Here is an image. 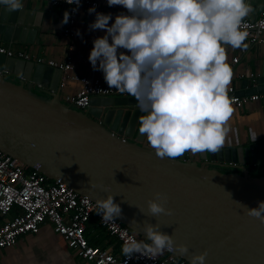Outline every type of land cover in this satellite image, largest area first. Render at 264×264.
I'll use <instances>...</instances> for the list:
<instances>
[{"label":"water","instance_id":"water-1","mask_svg":"<svg viewBox=\"0 0 264 264\" xmlns=\"http://www.w3.org/2000/svg\"><path fill=\"white\" fill-rule=\"evenodd\" d=\"M43 14L30 3L12 11L1 6V39L39 43ZM62 77L60 67L0 53L1 151L94 201L111 192L121 205L119 220L143 238L145 222L158 224L188 246L182 255L169 250L187 261L206 251L205 264H264V222L244 206L264 200V175L247 171L248 164H264V137L202 152L201 163L161 158L139 133L144 113L133 96H93L81 110L60 98ZM243 86L236 94L264 90L260 80ZM228 165L232 170L220 168ZM157 192L170 214L148 212Z\"/></svg>","mask_w":264,"mask_h":264},{"label":"clouds","instance_id":"clouds-1","mask_svg":"<svg viewBox=\"0 0 264 264\" xmlns=\"http://www.w3.org/2000/svg\"><path fill=\"white\" fill-rule=\"evenodd\" d=\"M61 24H67L82 0H65ZM109 7L124 10L97 11L87 30H104L92 39L88 61L100 71L109 88L127 92L136 99L139 133L161 157L177 158L186 151L217 152L225 138L226 122L233 112L228 94L232 68L227 46L244 47L248 36L242 23L251 11L249 0H106ZM8 10L23 7V0H0ZM111 20V23L109 21ZM82 37L79 28L75 30ZM230 194V193H229ZM147 201L153 216L171 213L161 193ZM238 203L242 204L240 201ZM101 220L122 214L121 205L109 192L96 198ZM244 205V204H242ZM245 209L264 222V200ZM131 223H139L132 220ZM144 239L129 238L122 245L125 257L134 254L158 256L165 250L188 252L156 223L142 225ZM176 252V251H175ZM206 251L191 254L188 264H205Z\"/></svg>","mask_w":264,"mask_h":264},{"label":"built area","instance_id":"built-area-1","mask_svg":"<svg viewBox=\"0 0 264 264\" xmlns=\"http://www.w3.org/2000/svg\"><path fill=\"white\" fill-rule=\"evenodd\" d=\"M46 1L53 5L62 4L69 11L74 6L68 5L65 0ZM92 4H95L97 9L100 8L99 0H82L78 10L69 17L68 33L74 34L77 15L81 10L87 12L86 9ZM242 28L247 31L248 36L245 46L239 47V54L229 63L232 70L240 61L241 54L247 53L249 46L262 39L264 11L256 19L244 18ZM0 53L32 59L23 50H15L1 43ZM33 60L60 67L63 70V83L70 77L79 80L80 87L70 98V103L75 108L85 110L91 105L93 96L129 95L127 92L109 88L99 79L90 80L87 77L71 76L73 59L70 55L61 62L45 60L42 56ZM255 82L256 79L253 80L254 85L257 84ZM236 91L237 88L229 82L228 94L232 105L237 107H244L252 100L264 99V91L249 95L236 94ZM146 144L149 145L148 141ZM181 156L190 158L191 155L186 151ZM14 207H18L20 211L13 213ZM97 207L93 199L79 193L68 184L50 179L37 169L28 167L19 158L0 150V214L5 218L0 224V252L3 248L15 244L22 235L38 232L42 223L50 221L68 245L92 264H188L187 260L169 250L155 257L148 258L134 254L132 258H128L124 253L90 243L86 231L92 216H95L97 223L104 226L122 245L129 238L144 239L117 217L112 220H101Z\"/></svg>","mask_w":264,"mask_h":264},{"label":"crops","instance_id":"crops-1","mask_svg":"<svg viewBox=\"0 0 264 264\" xmlns=\"http://www.w3.org/2000/svg\"><path fill=\"white\" fill-rule=\"evenodd\" d=\"M100 8L97 11L112 12L124 10L120 5L109 7L106 0H99ZM251 4L250 13L244 17L256 19L264 11V0H249ZM30 3L38 11H43L42 24L38 33L39 43H14L1 39L0 43L10 46L15 50H23L32 59L42 56L45 60L63 61L67 55L73 59L70 71L71 76L87 77L90 80L99 79L103 84L107 83L103 79L100 71H94L88 61V53L92 47V39L102 35L104 30H87L88 22L92 21L95 13L80 11L77 15L76 26L82 33L77 36L68 33L69 22L61 24L63 12L67 9L62 4L53 5L46 0H23V5ZM1 7V6H0ZM111 23V20L109 21ZM239 54V47L227 46V62ZM10 77L20 79L9 74ZM63 79V77H62ZM264 82V35L262 39L249 46L248 52L241 54L240 61L234 65L230 82L241 90L244 82L250 87L253 80ZM80 87V82L76 78H67L60 88V98L70 103L71 96ZM39 91L44 88L37 87ZM264 90L260 91L263 92ZM233 112L226 122L227 131L221 147L238 146L248 142L256 141L264 137V99L252 100L244 107L232 105ZM147 142V141H146ZM145 142V143H146ZM190 152L191 161H200V153ZM203 162L201 159L200 163ZM234 166V165H232ZM230 165L223 167V171L232 170ZM238 170V168H235ZM242 171V170H240ZM247 171L251 175H264V164L258 166L247 165ZM18 207H14L13 213L19 212ZM5 218L0 214V224ZM86 235L90 243H95L101 247H106L114 252H122V243L108 230L97 223L96 220L87 224ZM0 264H92L83 259L74 249H72L62 235L56 232L50 221L42 223L38 232L22 235L15 244L9 245L0 252Z\"/></svg>","mask_w":264,"mask_h":264},{"label":"trees","instance_id":"trees-1","mask_svg":"<svg viewBox=\"0 0 264 264\" xmlns=\"http://www.w3.org/2000/svg\"><path fill=\"white\" fill-rule=\"evenodd\" d=\"M93 220H96V219H95V216H92L91 219H90V221H93ZM92 244H93V243H92ZM94 244H95V243H94Z\"/></svg>","mask_w":264,"mask_h":264},{"label":"rangeland","instance_id":"rangeland-1","mask_svg":"<svg viewBox=\"0 0 264 264\" xmlns=\"http://www.w3.org/2000/svg\"><path fill=\"white\" fill-rule=\"evenodd\" d=\"M12 78V77H11ZM14 80L18 81L19 79H16V78H13ZM69 104V103H68ZM221 169H226V168H223V167H220Z\"/></svg>","mask_w":264,"mask_h":264}]
</instances>
